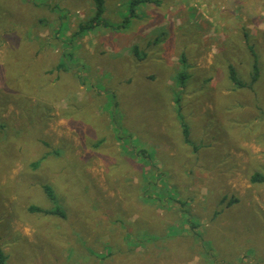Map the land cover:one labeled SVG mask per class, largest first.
I'll use <instances>...</instances> for the list:
<instances>
[{
	"label": "rangeland",
	"instance_id": "obj_1",
	"mask_svg": "<svg viewBox=\"0 0 264 264\" xmlns=\"http://www.w3.org/2000/svg\"><path fill=\"white\" fill-rule=\"evenodd\" d=\"M105 1L106 23L79 37L92 0H0L4 264H264V0H154L128 27L130 0ZM188 65L202 77L177 90ZM114 107L197 230L170 195L148 199L150 163L122 149Z\"/></svg>",
	"mask_w": 264,
	"mask_h": 264
},
{
	"label": "trees",
	"instance_id": "obj_2",
	"mask_svg": "<svg viewBox=\"0 0 264 264\" xmlns=\"http://www.w3.org/2000/svg\"><path fill=\"white\" fill-rule=\"evenodd\" d=\"M92 1L94 3V6H95L94 15L88 21L81 22V24L79 26V30L77 32L78 35H83V34H87L88 32H92L96 28L101 27L104 23H106L105 19L103 18L104 14L106 12V5H105L106 1L105 0H92ZM155 2L156 1H154V0H130V2H129L130 12H128V14H126V18L124 19V23L123 24L127 25L130 22L131 17L136 14V12H135L136 7L142 6V4H145V3H155ZM134 52H135V54L137 56H139L141 54V53L138 52L137 49H135ZM72 56L73 55H64V57H65L64 60L63 61L59 60V62L56 65L55 69L58 70L59 72H70L71 70H73L74 67L70 63V59L73 58ZM184 58L185 57L183 56L182 57L183 61H185ZM256 69L257 68H254V73L252 75V83H251V85L259 79V74H258ZM51 72L53 73V71H51ZM229 76H230V80L237 86V88H246V87H248V85L246 83H243V82H241L239 80L238 73H237L236 69L233 66L229 67ZM186 77H187V73H185V72L181 73L180 76H178V81L180 80L181 84H184V80H185ZM82 85H84V84H82ZM180 100H181L180 97H176L175 98V105L177 106V109H178V110H176L177 115H178V113L179 114L181 113ZM110 115H111V118H112L113 125L115 126V129H116V134H117L118 137H120L119 140L122 141L124 150L127 153H130L131 151L135 150V151L138 152L139 157L141 159L145 160V162H149V163L152 162L154 160L155 155H156V153H154L152 150L143 149V147L137 149L136 148L137 146H133V147L132 146H128L129 140H132L133 138L131 137L130 134H128L127 132L124 133V131L121 129L120 123H119L120 116H119V114H118V112H117L115 107H114L113 110H111ZM181 125H182V132H184L183 133L184 134V142L186 144H188V145H191L192 142L190 140L189 128H188V126L186 124L182 123ZM39 166H40L39 163L33 164L34 169H37ZM164 172L161 171V169H160V171H159V169H156V170H152V172L149 173L150 176H148L149 178H147L148 179L147 181H148V184H150V189L152 190V192L149 194L148 199L150 201H152V202L157 204V202L160 201V199L165 194L170 195V201H172V203L173 202L174 203H178L180 205V208L183 209L182 210V215L185 218V222L189 223V227L192 230H197L199 225L196 222L189 220V217H188L189 214H188V211L186 209L187 201L183 202L181 199H179V197L173 195V191L174 190L172 188H170L169 185L166 184V178H167L166 174H168V173L165 172L166 173L165 174ZM155 175L158 176V180H160V181L164 180L163 187H161V188L158 187V183L160 182L158 180H156V183H154V181H153L154 178L157 179V176H155ZM252 182L253 183H258V182L262 183V182H264V175L258 174V173L253 175ZM46 190L48 191L49 196L52 199H54V195L52 194V192L49 191L48 189H46ZM234 202H237V200L234 201ZM30 211L33 212V213H43V214H46V215H53V216L56 215V216H60V217L66 218V214L64 212H62L59 208L52 209V210H43V209H40V208L31 207ZM188 223H186V224H188ZM175 233L176 232H173L172 234H175ZM147 234L150 235V237H149L150 241L156 242V240L151 237L153 234H151L150 232H147ZM195 236L198 237V238L202 237V235H201V233L199 231H196ZM162 238L163 237L160 236V240ZM96 257H99V255L96 256ZM4 261H5V257H4L3 254L0 253V264H4Z\"/></svg>",
	"mask_w": 264,
	"mask_h": 264
},
{
	"label": "crops",
	"instance_id": "obj_3",
	"mask_svg": "<svg viewBox=\"0 0 264 264\" xmlns=\"http://www.w3.org/2000/svg\"><path fill=\"white\" fill-rule=\"evenodd\" d=\"M130 23V22H129ZM129 23L126 25V27H128V25H129ZM162 35H164L165 36V33L163 32V33H161ZM86 34H83V35H79V37L81 36V37H84ZM136 47H138V46H135L134 48H133V51L135 50V49H137ZM142 56H147V55H142ZM183 56V55H182ZM136 57L138 58V57H141V55H139V56H137L136 55ZM144 57H142V58H144ZM140 59V60H143V59ZM185 59V61L184 62H186V58H184ZM138 60H139V58H138ZM181 62H182V58H181ZM230 66H232V65H230ZM229 64H228V76H229ZM188 70L190 71V73L189 74H187V77L185 78V80L184 81H186V79H192V77L193 76H195V77H197V78H199V79H201V77H202V74H200V73H198V71L197 70H193L192 72H191V70H190V65H188ZM237 71V70H236ZM181 74V73H180ZM180 74H179V76H180ZM229 78H230V76H229ZM151 79H153V77L151 78ZM258 81V80H257ZM184 84H181V82H180V80L178 81V84H177V87H176V89L177 90H181V91H184L185 92V90H184ZM111 113V112H110ZM110 117H111V115H110ZM111 125H113V122H112V118H111ZM114 133H115V135H116V137H117V134H116V129H115V126H114ZM119 140V139H118ZM119 141H121V140H119ZM122 142V141H121ZM122 149L124 150V148H123V144H122ZM127 153V152H126ZM144 163H146V164H149V162H145L144 161ZM149 167H147V170L144 172L145 174L143 175V178H145L146 180H148L147 178H149L148 176H150L149 175V173H151L152 172V170H156V169H159V167H158V165L157 164H155V163H153V161L152 162H150V165H148ZM150 168V170L148 171V169ZM159 171H160V169H159ZM158 178V177H157ZM147 183H148V181H147Z\"/></svg>",
	"mask_w": 264,
	"mask_h": 264
}]
</instances>
